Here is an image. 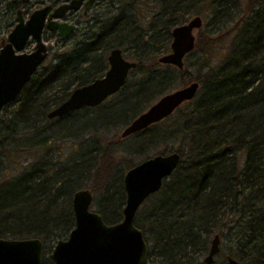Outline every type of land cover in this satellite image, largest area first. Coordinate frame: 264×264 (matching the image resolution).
Segmentation results:
<instances>
[{"label":"trees","instance_id":"16d2710c","mask_svg":"<svg viewBox=\"0 0 264 264\" xmlns=\"http://www.w3.org/2000/svg\"><path fill=\"white\" fill-rule=\"evenodd\" d=\"M39 2L0 0V16L10 20L9 27L17 9ZM113 4L116 13L99 15L84 30L58 40L65 44L51 51L15 101L0 111V166L13 153L12 163L18 153L28 151L32 157L22 165L16 162V174L0 183V237L39 238L40 264H52L47 257L52 245L73 225L70 198L76 188L100 191L91 207L104 222H116L124 198L122 173L150 152H176L175 169L134 216L147 264H204L213 234L219 243L212 264H225L226 256L264 264V0ZM191 15L200 16L202 25L182 68L157 63L169 49L171 27ZM114 48L135 63L125 86L97 106L48 119L60 127L58 137H41L29 146L27 135H36L35 125L47 121L45 114L74 87L99 77ZM194 53L199 59L190 63L195 66L191 74L187 67ZM179 79L198 82L192 100L129 135L123 145H116L119 138L112 133L107 136ZM55 140L54 155L42 152ZM116 152L122 164L108 168Z\"/></svg>","mask_w":264,"mask_h":264},{"label":"water","instance_id":"95a60500","mask_svg":"<svg viewBox=\"0 0 264 264\" xmlns=\"http://www.w3.org/2000/svg\"><path fill=\"white\" fill-rule=\"evenodd\" d=\"M82 1L69 0L54 8L46 19L47 6L32 10L26 18L20 9L16 10L13 27L0 45V110L15 99L45 59L43 28L56 30L59 38L68 36L72 25L57 19L66 11L77 9ZM92 1L86 0L84 9ZM201 24L200 16L193 15L185 23L172 27L169 49L156 58L157 63L181 69L182 59L192 51L195 31ZM29 40L33 41V48L24 52ZM106 62L107 67L99 77L74 87L64 101L46 113V117H61L81 107L97 106L123 87L135 63L125 59L118 48L109 51ZM198 88L197 81H189L160 95L121 129L119 137L139 132L167 117L182 103L192 100ZM178 159L176 152L153 154L127 168L121 177L124 195L121 217L113 223L104 222L97 211L90 209V188L74 190L70 198L73 225L64 238L52 245L47 255L52 264H147L146 243L141 230L134 225V216L142 202L173 172ZM218 243V235L213 234L204 264H212ZM42 249L43 244L37 237H0V264H40ZM225 262L242 264L231 256H226Z\"/></svg>","mask_w":264,"mask_h":264},{"label":"rangeland","instance_id":"374dc122","mask_svg":"<svg viewBox=\"0 0 264 264\" xmlns=\"http://www.w3.org/2000/svg\"><path fill=\"white\" fill-rule=\"evenodd\" d=\"M39 4L37 5H32V6H29V7H25L22 9V13H23V17L26 18L28 16V14L35 8L41 6L42 4H47L49 3L50 1H53V0H39ZM241 2L245 3V0H241ZM117 6V4H116ZM116 6L115 4H110L108 5L107 2H102L98 7H95L94 10H97V11H90V15L85 17V18H78V20L75 22L74 20V24H73V32H78L75 30V28L77 29H80V28H84L85 27V23L88 22L90 23L92 20V18H96L97 16L101 15V16H109V15H112L114 13H116ZM1 9V8H0ZM193 16V15H191ZM190 17V16H189ZM188 17V18H189ZM187 18V19H188ZM6 16H0V41H5V38H6V35L7 33L10 31V29L13 27V24L15 22V19H14V15H13V23L11 26L8 27V24L10 22V20H6ZM7 21V23H6ZM195 37H197V30L195 31ZM42 41L43 43L46 45V48H47V57L46 58H50L51 56V51H53V49L58 46V48L60 49V47L65 44L62 43V45H59V41L56 39L55 35H53L51 32H43L42 34ZM1 43V42H0ZM32 41L29 40L25 47L23 48V51L24 52H28L31 50L32 48ZM198 58L199 59V55L197 53H194V55H192L189 59V65L187 67V71L189 73H194L195 72V69L193 65H191L190 63H193L195 61V59ZM198 61V60H197ZM184 84L181 83L180 79L176 81V84H174V86H172L170 89H165L164 90V93L166 92H169L170 90H174L176 88H179L181 86H183ZM163 93V94H164ZM73 118V117H72ZM124 127V126H123ZM123 127H118L114 130H112L109 135L107 134V136H111V133L112 135H115L117 136V138H119V132L121 131V129ZM37 129L36 131V135L34 137L33 134H28V140H27V143L29 142V146H31V143L33 140L35 139H39V138H47V139H50L51 137H58L59 135V129L60 127H58V124H54V120H48L47 121H39L38 124L35 125V130ZM49 136V137H48ZM51 138V139H54ZM132 137V136H131ZM56 139V138H55ZM57 140V139H56ZM53 141V142H48L46 143L44 146H42L43 148L41 149L42 152L46 151V152H51L53 155H54V150H57L59 146L58 143L59 141ZM119 141L116 142L117 144L116 145H120V144H124L127 140H129V136H126V137H123V138H119L118 139ZM65 141V140H64ZM63 142V141H62ZM64 148V147H63ZM41 150H39L41 152ZM65 150V149H64ZM155 150H160V148H156ZM28 151L26 152H23V153H18V158L15 159V162H11L13 157L16 155L15 153H13L10 157H8L7 161H5V164L0 166V183L1 181H5L7 180L8 178L12 177V175H15L16 174V162L18 163V165H22L24 163H26L27 161H30L32 159V157L28 154H27ZM32 152V151H31ZM158 151H153V152H150L149 156L157 153ZM30 153V152H29ZM26 156H28V158H26ZM122 158L123 156H121V154L119 152H116V158L113 159V163L112 165H108V168H117V166L115 167L114 165H117V163L119 164H122ZM135 164L137 162L140 161V159L138 160H135ZM91 171V170H90ZM102 174L100 173L98 175V177H100ZM84 180H87V182H90V179H91V175L89 174H85V176L83 177ZM78 189V188H76ZM100 193V191H97L96 193L95 192H92L91 191V199L92 197H94L95 195L97 196L98 194ZM90 209L95 211L94 207L92 206L91 207V203H90ZM220 256H218L219 258ZM215 258H217V256H215Z\"/></svg>","mask_w":264,"mask_h":264},{"label":"flooded vegetation","instance_id":"af4514ba","mask_svg":"<svg viewBox=\"0 0 264 264\" xmlns=\"http://www.w3.org/2000/svg\"><path fill=\"white\" fill-rule=\"evenodd\" d=\"M69 0H53V1H50L49 3H47V4H42L41 6H39V7H42V6H47V10H46V17H45V19L49 16V14L53 11V9L54 8H56L57 6H59V5H61V4H63V3H66V2H68ZM86 0H83L81 3H80V6L77 8V9H75V10H68V11H66L65 13H64V15L60 18V19H57V21H62V22H66V23H68V24H71L72 25V31L71 32H73V24H74V20H75V22L78 20V18H85V17H87V16H89L90 15V11H97V10H94L95 9V7H98L102 2H107V4L108 5H110V4H113L116 0H93L90 4H89V6L86 8V9H84V2H85ZM38 8V7H37ZM36 9V8H35ZM34 10V9H33ZM21 14L23 15V13H22V10H21ZM29 15V14H28ZM102 15V14H101ZM100 15V16H101ZM192 16H190L188 19H190ZM188 19H186V20H184L182 23H185ZM91 20H93V18L91 19ZM182 23H179V24H182ZM88 24H90V23H88V22H86L85 23V27L84 28H80V29H77V28H75V30L76 31H79V30H84L85 28H86V26L88 25ZM179 24H175V25H179ZM175 25H173L172 27H174ZM202 25V24H201ZM171 27V28H172ZM171 30V29H170ZM51 32L53 35H55V37H56V39L57 40H60V41H63L64 39H66L68 36H66V37H64V38H59L58 36H57V34H56V30H48V29H46V28H43V30H42V33H41V39H42V34H43V32ZM70 32V33H71ZM169 34H170V32H169ZM1 43L3 42V41H0ZM169 42H170V40H169ZM1 43H0V45H1ZM32 44H33V41H32ZM46 46V45H45ZM169 46V45H168ZM32 48H33V45H32ZM32 48H31V50H32ZM166 53V52H165ZM46 57H47V48H46ZM46 57H45V59H46ZM44 59V60H45ZM44 60H43V62H44ZM42 62V63H43ZM42 63H41V65H42ZM41 65H39L38 67H37V69L41 66ZM107 67V66H106ZM36 69V70H37ZM35 70V71H36ZM34 71V72H35ZM33 72V73H34ZM33 73L31 74V76L33 75ZM30 76V77H31ZM30 79V78H29ZM29 81V80H28ZM27 81V82H28ZM26 82V83H27ZM25 83V84H26ZM24 84V85H25ZM23 85V86H24ZM22 86V87H23ZM21 90V89H20ZM15 99H16V97H15ZM15 99L12 101V102H14L15 101ZM11 103V102H10ZM5 106V105H4ZM56 107V106H55ZM54 108V107H53ZM2 109V108H1ZM51 110V109H50ZM1 111V110H0ZM71 113V112H70ZM68 114V113H67ZM64 116V115H63ZM63 116H61L60 118H62ZM45 117H46V114H45ZM47 118V117H46ZM55 118H59V117H55ZM54 118V119H55ZM48 119V118H47ZM52 119V118H51ZM123 174V173H122ZM122 177V176H121Z\"/></svg>","mask_w":264,"mask_h":264},{"label":"bare ground","instance_id":"6f19581e","mask_svg":"<svg viewBox=\"0 0 264 264\" xmlns=\"http://www.w3.org/2000/svg\"><path fill=\"white\" fill-rule=\"evenodd\" d=\"M125 86V85H124ZM123 89V88H122ZM147 94V93H146ZM148 129V128H147ZM142 132V131H141Z\"/></svg>","mask_w":264,"mask_h":264}]
</instances>
